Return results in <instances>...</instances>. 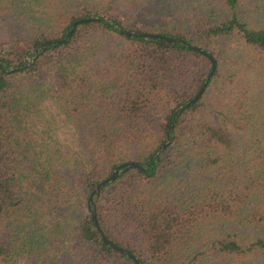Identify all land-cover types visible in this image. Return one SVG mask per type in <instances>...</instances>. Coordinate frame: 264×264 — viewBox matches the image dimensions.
Masks as SVG:
<instances>
[{
  "label": "trees",
  "instance_id": "obj_1",
  "mask_svg": "<svg viewBox=\"0 0 264 264\" xmlns=\"http://www.w3.org/2000/svg\"><path fill=\"white\" fill-rule=\"evenodd\" d=\"M0 264H264V0H0Z\"/></svg>",
  "mask_w": 264,
  "mask_h": 264
},
{
  "label": "water",
  "instance_id": "obj_2",
  "mask_svg": "<svg viewBox=\"0 0 264 264\" xmlns=\"http://www.w3.org/2000/svg\"><path fill=\"white\" fill-rule=\"evenodd\" d=\"M88 17H78L73 19L70 22V27L68 28L67 32L60 38H56L54 39L57 42H60L62 40H64V38L71 32L73 26L82 20L87 19ZM92 18H98V17H92ZM118 30L127 34H132V35H149V36H159V37H163L166 38L168 40H174V39H178L180 41H185L182 37L180 36H176V35H169V34H164L158 31H154V32H150V31H141V30H133V29H129V28H125V27H118ZM186 44L196 50H199L200 52H202L203 54H205V56H207V58L210 60V67L209 70L204 78V80L201 82V84L198 86V88L195 90V92L192 94V96H190L187 100H185L183 103L179 104L178 106H176L171 113V116L168 120L167 126H166V130H168L170 124H171V120L172 118L177 114V112L182 109L183 107H185L186 105H188L190 102L194 101L199 94L202 92V90L204 89L207 79L209 78V76L211 75L213 68L215 66V58L206 50L199 48V46H197L194 43L188 42L186 41ZM168 140V132H166L165 136H164V140L160 143V145L156 148V151H159V149L161 148L162 145H164ZM126 166H138V167H142V164L139 160H124L118 164H116L114 166V168L111 170V172L104 176L103 178L99 179L97 182L94 183L93 187L89 190L88 194H87V209L90 212V216L92 218V221L94 223V226L96 228V230L98 231L100 237L103 239L104 242L108 243L109 245L113 246L115 249L120 250V251H124L132 260H134L135 262L138 263V259L135 257L134 254H132L129 250H127L126 248L122 247L121 245L113 242L109 237H107V235L104 233L103 229L100 227L99 223L96 220L95 217V213L92 209V196L93 194L97 193L99 191L100 186H102L103 184H105L107 181L113 179L118 173L119 171H122L124 167Z\"/></svg>",
  "mask_w": 264,
  "mask_h": 264
}]
</instances>
